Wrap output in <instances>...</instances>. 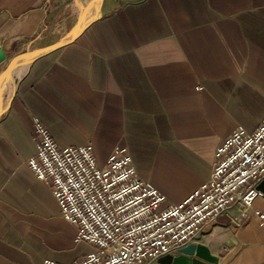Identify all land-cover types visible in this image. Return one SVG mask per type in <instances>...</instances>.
Listing matches in <instances>:
<instances>
[{
  "label": "crops",
  "instance_id": "obj_1",
  "mask_svg": "<svg viewBox=\"0 0 264 264\" xmlns=\"http://www.w3.org/2000/svg\"><path fill=\"white\" fill-rule=\"evenodd\" d=\"M75 4L0 0V48H40ZM23 67L2 90L0 264H72L93 248L27 165L33 118L60 147L90 144L100 167L127 147L163 206L183 201L210 178L217 145L264 119V0H105L100 20ZM253 208L264 212V194ZM190 243L215 264H264V229L234 205Z\"/></svg>",
  "mask_w": 264,
  "mask_h": 264
},
{
  "label": "built area",
  "instance_id": "obj_2",
  "mask_svg": "<svg viewBox=\"0 0 264 264\" xmlns=\"http://www.w3.org/2000/svg\"><path fill=\"white\" fill-rule=\"evenodd\" d=\"M32 129L35 153L28 167L75 226V241L93 248L72 264H157L232 205L243 218L253 213L264 229V212L253 208L264 177V119L252 132L237 127L223 139L210 178L166 206L165 196L137 176L127 147H117L100 167L90 144L60 147L36 117Z\"/></svg>",
  "mask_w": 264,
  "mask_h": 264
},
{
  "label": "water",
  "instance_id": "obj_3",
  "mask_svg": "<svg viewBox=\"0 0 264 264\" xmlns=\"http://www.w3.org/2000/svg\"><path fill=\"white\" fill-rule=\"evenodd\" d=\"M104 11L105 0H97L96 12L89 21L81 22L82 13H80L77 23L71 29L47 45L36 50L6 55L3 49L0 48V120L6 111L2 91V81L6 75L5 68L7 64L14 59H18L26 64L28 68L32 63L46 56L56 48L61 47L64 43L75 37L79 32L89 27V25L100 20L104 16ZM15 85L16 83H14V86ZM11 92L12 91H10V93ZM255 188L264 194V177L256 184ZM216 261L217 258L209 255V251L206 247L196 243H189L185 247L180 248L176 256L165 255L158 258L157 264H215Z\"/></svg>",
  "mask_w": 264,
  "mask_h": 264
},
{
  "label": "rangeland",
  "instance_id": "obj_4",
  "mask_svg": "<svg viewBox=\"0 0 264 264\" xmlns=\"http://www.w3.org/2000/svg\"><path fill=\"white\" fill-rule=\"evenodd\" d=\"M88 4H89V0H76V4L72 5L71 8L64 9L62 11L57 12L53 17L54 24L50 28L48 38H46L47 35H44L43 38L46 40L40 41L39 43L36 44V46H41V45L45 46L48 43H50L47 40H51L55 37L58 38L60 35L67 32L77 23L80 13H82L81 22L89 21L94 15H89L87 13L86 14L84 13L85 7ZM45 42H48V43H45ZM23 65L24 63L21 61L15 66V68L23 67Z\"/></svg>",
  "mask_w": 264,
  "mask_h": 264
},
{
  "label": "bare ground",
  "instance_id": "obj_5",
  "mask_svg": "<svg viewBox=\"0 0 264 264\" xmlns=\"http://www.w3.org/2000/svg\"><path fill=\"white\" fill-rule=\"evenodd\" d=\"M96 4H97V0H91L90 3L85 7V11L84 13L86 14H89V15H94L95 12H96ZM21 62V60H18V59H14L12 61H10L6 68H5V77L2 81V90H4L8 85H9V82L11 80V77L9 76L11 74V72L13 74H20L22 72V70L24 69V67H17L15 68V66ZM15 68V69H14ZM14 69V70H13Z\"/></svg>",
  "mask_w": 264,
  "mask_h": 264
}]
</instances>
